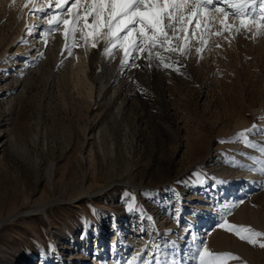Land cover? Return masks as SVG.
<instances>
[{
  "label": "rangeland",
  "instance_id": "374dc122",
  "mask_svg": "<svg viewBox=\"0 0 264 264\" xmlns=\"http://www.w3.org/2000/svg\"><path fill=\"white\" fill-rule=\"evenodd\" d=\"M24 10L0 0V264H140L162 248L157 232L164 241L186 224L199 241L175 255L161 252L159 260L198 264L204 238L221 229L227 237L210 251L239 257L228 264H264V236L253 245L227 230L264 233V188L239 217L237 206L223 204L231 181L204 165L211 150L249 147L250 132L235 125L240 116L261 121L264 29L196 34L188 56L154 48L134 61L122 51L106 56L102 37L85 63L93 96L122 67L128 79L106 86L94 104L79 32L66 50L65 37L48 25L50 52L29 58L18 80L6 78L5 65L16 62L33 28ZM158 57L174 66H158ZM203 201L207 224L200 225L196 205Z\"/></svg>",
  "mask_w": 264,
  "mask_h": 264
},
{
  "label": "snow or ice",
  "instance_id": "6c2138e0",
  "mask_svg": "<svg viewBox=\"0 0 264 264\" xmlns=\"http://www.w3.org/2000/svg\"><path fill=\"white\" fill-rule=\"evenodd\" d=\"M67 3L68 0H57L56 8L59 11H54L47 18L52 31L63 30L65 49L68 50L69 37L74 41L77 32L86 38V42L87 38L95 40L103 34L106 42L104 54L112 56L115 51L120 50L125 61L143 58L144 54H150L154 48L188 56L191 54V36L196 34L220 36L230 31L264 29V0H90V7L83 13L77 9L81 0H73L66 9L61 7ZM69 16L71 18H65ZM212 28L219 30L212 33ZM197 29H200V33H197ZM48 34L41 33L42 36ZM181 41L188 46L181 47ZM200 42L204 43L203 40ZM158 59V66H174L165 63L163 57ZM245 143L255 147L246 137ZM260 151L264 153V148ZM260 163L261 171H264V161ZM227 230L253 245L256 244L257 237L264 236V233L245 226L229 224ZM259 246L264 248V243ZM195 258L198 264H228L229 260L239 259L231 253H214L206 245L197 249ZM140 264H176V261H161L153 254L151 260H141Z\"/></svg>",
  "mask_w": 264,
  "mask_h": 264
},
{
  "label": "bare ground",
  "instance_id": "6f19581e",
  "mask_svg": "<svg viewBox=\"0 0 264 264\" xmlns=\"http://www.w3.org/2000/svg\"><path fill=\"white\" fill-rule=\"evenodd\" d=\"M52 1H54L53 4H51ZM12 2L14 3L16 7L17 6L25 7L24 11L27 14H29L30 11L32 12L30 15L31 21L29 22V24L32 25L33 28H31L30 32L26 34V38L24 39V41H22L20 46L16 48V54H15L16 62L13 63V61H10L8 64L5 65V70L7 71L6 78L9 79L10 81L18 80L17 75L21 73V71L26 69V65H27L29 58L37 60L42 51L46 53L50 52L53 46V41L50 40L48 35L42 36L41 33H48L47 32V29H48L47 18L49 14L53 13L54 11H57V12L59 11V9L56 8L57 0H12ZM72 2L73 0H68V3L61 5V7L66 9L67 7L71 6ZM85 4H86L85 0H81V4L77 6V9H79L82 13L85 9L89 8ZM77 9H74V11H76ZM28 10L30 11L28 12ZM35 11H37L38 13L35 14L34 13ZM65 18H71V17L69 16ZM59 33L63 35V30L62 29L59 30ZM102 37L104 38L103 34L98 39H95V40L91 38H87V42H86V39L84 40V47H85L86 55L83 56V58H81V61L84 63V65H82V67L80 66L82 68V71L85 74L84 76H85L86 82L90 85L89 90L87 92V97L89 99L91 98L90 100L93 101L94 104L98 103V101L100 100V96H102V90L106 86L114 82H119V83L121 82L122 84H124V83H127V79H128V76H127L128 68L124 69L125 67H122L121 70L114 71L113 73H111L107 80L102 79L99 91L97 93L98 95L95 96L94 94L93 96V92H94L93 89L95 86H94V83L89 79L87 75L88 66L85 63H87L86 58H87V53H89L88 51L92 50L93 44H96L99 40H101ZM104 45H106V42H104ZM118 51L121 52L120 50ZM0 88H1V85H0ZM85 102L86 101H84V103ZM92 106L93 104L91 102L87 103V105L85 106L87 108V112H90L92 110ZM255 108H256L255 111L259 109V107L257 106H255ZM262 108L263 107L261 106V109ZM259 111L261 110L259 109ZM261 116H262L261 121L258 122L257 124H250V122H248L244 118V116H240V117L238 116L239 118L235 124L236 126H239V127L243 126V128L245 127V129L247 128V130L251 134L250 136L253 137L250 143L251 145H255V147H250V146L246 147L241 144H238V145L233 146L234 147L233 152L224 153L222 151L218 152L217 149L211 150L212 152L210 151V156L208 157L209 159L207 160L206 163H204V165H207V169L209 171L218 174V176L221 175L222 178L224 176L228 178V180L231 181V187H229L228 189H225L224 190L225 193L223 192L224 193L223 194V202H224L223 204L229 207L237 206V209H235L236 210L235 214L239 217H246V209L250 207V204L254 201V199L262 195V193L258 191L264 188V171H261L262 165L260 163L261 161H264V153L260 151L261 148H264V114H262ZM88 134L89 133L84 134L86 142L89 139ZM225 194L226 195L228 194L227 199L225 198L226 196ZM194 197H197V194H195ZM204 201L196 205V207L199 209V212H200L199 214L202 217L201 219L202 223H200V225H203L204 222L206 223V219H207V215L202 212V210L207 209V205L204 204ZM187 217L189 221L193 219L192 215H188ZM153 220L156 221V219L154 218ZM257 220L255 221L256 223H257ZM2 223L3 221L1 220L0 225H2ZM188 227H189V224H186V226L183 228V230L180 233L170 234L167 237V239H165L164 241H162L161 239V234L157 232L158 239H159L158 245L159 246L163 245V246L159 251H157L156 256L158 257L161 252L163 253L167 252L169 255L170 254L175 255V252L179 253L183 249V247L185 248L187 247L186 249H189L190 247L195 246V244L199 241L198 239H196L197 234L194 233L191 235L190 230H188ZM216 231H217V228H216ZM214 232L215 231H213V233ZM58 237L61 238L62 236H58ZM226 237H227L226 233H224V231L220 229V232L214 233L213 236H210L204 239H206L208 242L207 243L208 245H206L207 248L208 249L210 248L213 250V247L216 248V245L221 243ZM97 263L99 264L98 259L96 261V264Z\"/></svg>",
  "mask_w": 264,
  "mask_h": 264
}]
</instances>
